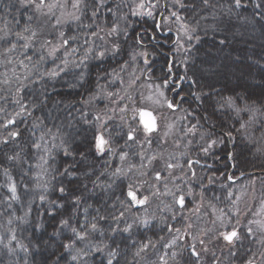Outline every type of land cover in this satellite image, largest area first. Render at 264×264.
Returning a JSON list of instances; mask_svg holds the SVG:
<instances>
[{
    "label": "trees",
    "instance_id": "trees-1",
    "mask_svg": "<svg viewBox=\"0 0 264 264\" xmlns=\"http://www.w3.org/2000/svg\"><path fill=\"white\" fill-rule=\"evenodd\" d=\"M161 1L141 17L130 0H84L80 20L59 28L71 49L67 57L66 44L50 52L31 41L40 22L32 7L0 0V129L14 120L18 133L0 145V264H161L171 257L169 218L124 231L120 203L135 184L117 157L96 149L107 92L122 87L117 78L132 65L167 83L175 102L182 97L174 112L191 132L181 141L182 161L215 166L199 175L213 204L231 206L227 194L236 183L229 175L264 190V0H241L240 8L234 0ZM70 60L78 65L52 74ZM116 123L107 130L132 161L134 141ZM243 235L235 249L205 262L184 248L178 260L245 264L257 242ZM85 242L91 246L79 259L76 249Z\"/></svg>",
    "mask_w": 264,
    "mask_h": 264
},
{
    "label": "rangeland",
    "instance_id": "rangeland-1",
    "mask_svg": "<svg viewBox=\"0 0 264 264\" xmlns=\"http://www.w3.org/2000/svg\"><path fill=\"white\" fill-rule=\"evenodd\" d=\"M21 1L22 4L32 7L33 11L39 15L40 22L30 35L31 41L38 42L48 48L50 52H56V49L64 46L65 38L59 28L64 27L67 23L80 20L84 6V0ZM130 1L132 13L141 17L148 16L149 12L154 13L157 8L162 7L161 0ZM177 25L182 30L180 22ZM48 39L49 45L47 46ZM178 40L180 43L181 35L178 36ZM66 45L67 48L64 52L69 57L71 49L68 44ZM74 62L70 60L59 64L58 68H53V72L55 75L68 72L70 66L78 65L76 61ZM7 67L10 72L16 71L14 65L7 64ZM204 68L207 71L213 70L208 65ZM137 69L138 67L135 65L126 68V73L117 78L120 80L119 86L122 87L117 91L107 92L105 106L108 117H105L104 127L101 130L107 144L105 151L100 154L113 160L117 157L120 172L125 174L126 179H132L133 183L135 179L138 180L129 189L136 191L139 197L148 200L147 207L138 211H134L128 201L120 203L123 214L127 216L122 219V228H128L129 225H131L130 228H147L151 224H159L161 220L165 221L168 220L166 218H169L170 228L173 230L170 234V243H168L171 248L166 249L171 257L163 263L160 262L161 264H182L183 262L178 260L179 251L189 247L194 248L198 253L196 263L205 262L209 255L212 257L218 255V251L230 252L235 249L236 245L244 238L243 232H247L249 241L257 243L254 245L252 258L245 264H264V190L256 186L250 188L240 183L241 179L230 188L227 194L231 206H228V203L225 206L213 204L210 197L203 199L204 196L200 195L201 192L193 188L197 180H191L187 169L177 162L178 158H181L177 156L179 150H182L183 142L181 141L187 139V135L191 133L190 131L186 133L180 128L181 121L185 116L182 113L176 114L175 109L169 107L171 95L168 93L167 83L153 81L146 77L148 74L145 75V70L138 71ZM97 95L94 97L95 99L99 98ZM175 104L176 102L173 101L172 106L174 107ZM141 108H148L156 113L160 124L158 132L147 134L143 130L138 120V112ZM112 120L117 122V130L118 127H122L126 130V135L129 136L130 133L134 135L132 148L134 152L139 151L138 160L141 161V165L139 164L135 169L132 168V162L126 159L127 151L115 144L117 139L114 132L111 133L108 131L109 129L107 130L108 124ZM7 123L5 126L8 128L7 131L0 129V145L5 140H9L12 137L11 133L15 132ZM216 143L218 142L211 143V145ZM122 156L123 159H121ZM169 162L174 163L172 170L167 168ZM151 172L152 175H150ZM162 172L164 173L163 178L157 181L155 175ZM12 183L11 181V187ZM179 194H182L186 200H190L191 206L184 209L178 208ZM233 230L239 232V239L234 243H228L221 234ZM88 243L91 242H85L81 248L76 249L79 259L86 256L91 246ZM175 260L177 263H174ZM155 261L156 259L153 263ZM215 262L225 264L221 257L217 258Z\"/></svg>",
    "mask_w": 264,
    "mask_h": 264
},
{
    "label": "flooded vegetation",
    "instance_id": "flooded-vegetation-1",
    "mask_svg": "<svg viewBox=\"0 0 264 264\" xmlns=\"http://www.w3.org/2000/svg\"><path fill=\"white\" fill-rule=\"evenodd\" d=\"M173 100H174V98H172ZM182 100V97L178 100V102H177V104H179L180 103V101ZM172 104H173V102H171ZM170 104V103H169ZM177 107H179V105L177 106ZM172 108V107H171ZM180 151V150H179ZM136 152V154H135V159L134 160H132L131 162H132V168L133 169H135V167L137 168L138 166H139V164L141 165V161L140 160H138V153H139V151H135ZM177 156H179V157H181V158H178V160H177V162L178 163H181L183 166H184V168H186L187 170V172H189V174H190V179L191 180H193V179H196L197 180V183H201V185L199 186V187H196L195 185H193V188L195 189V190H197V191H199V192H201L200 193V195H203L204 196V198L203 199H205V198H209V196L207 195V193L206 192H204L203 191V188H204V186L202 185V182H199V179L201 178V177H199V175L201 174V173H206V171L208 170V169H214L215 168V166H213V164H210V163H208V162H201V161H199V160H197V159H192V160H190L187 164H185L184 163V161H182V153H181V151L178 153V155ZM177 162H175V163H177ZM173 167H174V163L173 162H169L168 163V165H167V168L168 169H170V170H172L173 169ZM196 167L198 168V170L196 171ZM157 174H159L160 175V177H158V175ZM156 175H155V179L157 180V181H160L162 178H163V176H164V173L162 172V173H157ZM150 175H152V172H151V174ZM151 177V176H150ZM149 177V178H150ZM148 178V179H149ZM132 180V179H131ZM239 180V177L238 178H230V175H229V181L231 182V183H234V182H236V181H238ZM138 180H136L135 179V181H134V184H136V182H137ZM132 182H133V180H132ZM154 183H155V181H153ZM204 193V194H203ZM206 194V195H205ZM180 195L183 197V199L185 200V205L183 206V207H180L179 205H178V201H177V206H178V208H180V209H184V208H186V207H189V206H191V202H190V200H186L185 198H184V196L182 195V194H179L178 196L180 197ZM223 196V195H222ZM140 198H142V197H140ZM142 199H144V201H145V206L144 207H142V209H144V208H146L147 207V205H148V200H147V198H142ZM141 209V210H142ZM164 222V220H161V222L159 223V224H161V223H163ZM152 225V224H151ZM151 225H149V226H147V228H149V227H151ZM163 225H156L155 227L156 228H163L162 227ZM169 228H170V226H169ZM238 234H239V232H238ZM192 249H194V248H192V247H189L188 248V250H189V253L191 254V250ZM191 255H193V254H191ZM196 257V256H195ZM197 257H198V254H197Z\"/></svg>",
    "mask_w": 264,
    "mask_h": 264
},
{
    "label": "snow or ice",
    "instance_id": "snow-or-ice-1",
    "mask_svg": "<svg viewBox=\"0 0 264 264\" xmlns=\"http://www.w3.org/2000/svg\"><path fill=\"white\" fill-rule=\"evenodd\" d=\"M177 2L180 3V0H177ZM204 3L207 4V0H204ZM234 4H235V7H237V8L242 7L241 0H234ZM183 6L184 5L181 4V7H183ZM38 7H39V5H38ZM141 7H143V5H141ZM257 8H259V4H257ZM93 15H95V13H93ZM148 15H151V12H149ZM173 15H176V14L173 13ZM177 19H180V17L177 16ZM115 30L116 29H113V31H115ZM33 35H35V33H33ZM67 43H68L67 40H64L63 41V44H67ZM220 43H224V41H220ZM100 55H103V53H100ZM53 75H55V73H53ZM169 107H172V105L169 104ZM22 109H23V106H22ZM8 123L11 124V123H14V121L13 120H9ZM145 127H148V126L145 125ZM149 130H151V129L149 128ZM16 135H18V133H15V132L11 133V136H13V137L16 136ZM132 138L133 137H132V135L130 133L129 134V139H132ZM106 144H107V141L104 140V138L102 136L96 138V149L98 150V152L103 153L105 151V145ZM121 159H123V156L121 157ZM11 191L13 193V197H15V191H16V189H15V186L14 185H12ZM60 191L63 192L64 189L61 188ZM128 196H130L132 198V201H135V203H137V204H143L144 203V200H138L136 198V195L132 191H129L128 192ZM41 199H43V197H41ZM77 201H78V198H77ZM179 202L181 204H183V198L182 197L180 198V201ZM121 215H123V214L121 213ZM62 223H65L66 224L67 222L66 221H62ZM130 227H131V225L128 226V228H130ZM92 228L95 229L96 228V225L93 224L92 225ZM128 228H125L124 231H128ZM73 231L75 232V229H73ZM221 235L223 236V239L225 241H227L228 243H234L235 240L239 239V234L235 230H233L231 232H228V233H222ZM78 238L81 239V240H83L85 237L83 235H79L78 234ZM66 247H68V246L66 245ZM97 251H99V249H97ZM72 259L75 260V259H77V257L76 256H73ZM108 264H112L111 260H109Z\"/></svg>",
    "mask_w": 264,
    "mask_h": 264
},
{
    "label": "water",
    "instance_id": "water-1",
    "mask_svg": "<svg viewBox=\"0 0 264 264\" xmlns=\"http://www.w3.org/2000/svg\"><path fill=\"white\" fill-rule=\"evenodd\" d=\"M139 119H140V122H141L142 126L146 129V131L148 133H154V132L158 131V128H159L158 119H157L155 113L152 110H149V109H146V108H143V109L139 110ZM13 124L14 123H11V124L8 123L7 125L9 126V125H13ZM145 125H147L148 127H145ZM149 128L151 130H149ZM131 135L133 137V134H131ZM158 177H160V175H158ZM181 197L182 196L179 197L178 205L180 207H183L185 205V202H184V200H183V204H181L179 202ZM130 200H131V202H132V204H133V206L135 208H141V207L145 206V204H146L145 201H144L143 204H137V203H135V201H132V198L131 197H130ZM138 200H142V199H138ZM192 253H193L194 256L197 257V253L194 250L192 251Z\"/></svg>",
    "mask_w": 264,
    "mask_h": 264
}]
</instances>
